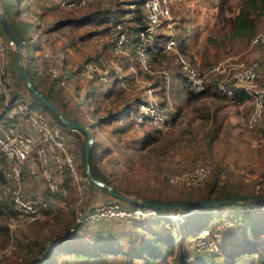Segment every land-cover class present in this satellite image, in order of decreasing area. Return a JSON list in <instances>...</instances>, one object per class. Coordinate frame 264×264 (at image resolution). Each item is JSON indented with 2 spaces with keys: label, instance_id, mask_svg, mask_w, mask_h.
Here are the masks:
<instances>
[{
  "label": "rangeland",
  "instance_id": "rangeland-1",
  "mask_svg": "<svg viewBox=\"0 0 264 264\" xmlns=\"http://www.w3.org/2000/svg\"><path fill=\"white\" fill-rule=\"evenodd\" d=\"M118 1L120 0H90L79 7L57 5L53 0L14 1L17 15L22 20L33 23L30 32L35 40V47L31 52L36 56L39 74L49 81L53 77L50 68L54 67L64 79V83L54 79L53 90L60 97L59 100L67 105L71 116H76L93 132L94 150L99 157L100 169L122 192L138 198L146 195L162 198L185 196L188 192H198L202 186L205 188L206 180L212 176H216L218 184L238 188L239 192L264 193V114L249 127L246 122L253 108L252 100L239 103L235 99L221 96L218 90L219 82L239 86L234 82L233 71L238 64L250 60L259 61L262 76L258 81L264 82V44H250V37L256 31L264 29V10L255 15L253 27L247 31L239 30L235 34L231 31L227 16H233L238 11L242 0H229L231 9H226L225 5L222 11L219 8L220 0H172V32L177 42L181 43L182 38L187 37V24L202 26L199 30V27L192 29L190 25L193 39L189 43H193V49L189 52L198 68L205 73L206 80L216 83L211 92L196 98L190 97L177 71L174 54L169 51L164 52L159 62L153 61L154 73L148 75L149 77H138L140 81L129 79V82H124V86L116 85V89L122 86V90L106 95L103 92L108 82L99 84L101 82L93 78L81 76L78 69L88 56L101 58L105 62L117 58L111 53L107 43L106 23L95 20L83 23L70 18L78 19L97 8L106 10L117 5L127 6L128 1ZM58 19L65 21L53 26V22ZM8 40L0 28V43L3 47L0 63L10 76L9 83L2 85L8 87L7 95L0 87V110L12 91L17 90L26 99L30 97L24 80L16 72L14 45H10ZM185 47H188L187 43ZM219 62L224 64V69L212 70V66ZM125 68L126 75L131 68L128 65ZM161 68H166L172 75L167 99L176 113L169 130L159 132L151 125H125V121L103 117L108 111L118 109L123 102L142 95L147 85H153ZM13 111V108H9L7 113L13 114ZM45 112L57 124L50 113ZM1 121L12 119L3 116ZM57 126L64 130L65 140L76 151L80 162L82 142H85L86 135L59 124ZM195 164H205L209 168L207 179L199 185L171 183L166 178L170 172L189 169ZM83 184L86 190L79 199L80 193L67 178L65 192L60 191L66 197L65 202H56L46 193L48 189L40 182L39 192L45 197L48 212L40 213L34 218L15 217L5 206L0 213V226L4 227L0 232V264H21L25 260L23 257L27 256L28 264H41L39 260L43 253L35 256L24 250L23 245L32 238L49 244L51 264H75L72 253L63 249L64 244L53 245V240L66 234L68 228L66 229L65 223L71 218L77 202L86 205L107 200L97 198L98 193L105 192L103 186L94 184L88 178ZM243 205H234L231 208L233 211L246 208L254 213L255 220L264 219V203L253 200ZM175 212L174 214H180L173 217L176 221L159 217V223L152 220L153 218L145 219L151 222H135L119 217L88 221L80 224L77 232L72 234L73 241L78 244H72L73 241L68 244L73 248L84 247L90 250H96L102 244L112 248L109 260L113 264H131L127 257L129 254L138 255H133V263L138 264L144 260L148 245H151L149 250L163 253L161 258L170 264H175L178 258L181 259H178L179 262L188 258L205 264H225L230 257L228 252L218 247L212 250L199 248L194 244L193 234L199 226H207L214 231L216 224L213 212L216 211L179 209ZM181 212L187 213L181 215ZM233 217L235 225L227 228V233H232L235 228L239 231L247 223L242 215L234 213ZM182 226H185L189 234L183 236L179 242L178 234ZM156 234L173 236L175 244L171 252H167L169 246L166 241L156 238ZM220 236L218 233V238ZM243 237L239 233H233V236L231 234L232 244L235 243V247L243 244ZM249 237L253 238L254 235L249 234ZM260 238L263 239L264 234ZM229 241L227 238L225 242ZM185 252H188L187 255ZM252 256L249 261L244 260L239 264H257L256 255Z\"/></svg>",
  "mask_w": 264,
  "mask_h": 264
},
{
  "label": "built area",
  "instance_id": "built-area-1",
  "mask_svg": "<svg viewBox=\"0 0 264 264\" xmlns=\"http://www.w3.org/2000/svg\"><path fill=\"white\" fill-rule=\"evenodd\" d=\"M69 7L85 5L89 0H56ZM140 1L144 22L140 27H133V9ZM172 0H129V9L118 20L107 24V40L111 53L117 57L111 62L101 58L84 61L79 74L88 78H95L109 82L112 78L123 79L126 68L120 63L123 56L128 57V67L133 69V61L148 72H153L149 61L147 47L152 42L154 34L163 28L167 33L165 48L172 50L175 63L187 87L193 92L205 88L206 76L190 59V57L177 46L172 32ZM8 43L12 45L9 39ZM251 45L264 44V29L256 31L250 40ZM3 56V47L0 43V62ZM224 64L217 63L212 70L221 71ZM53 76H59L56 68L51 67ZM161 80L168 84L171 73L166 68L160 69ZM262 76L261 65L258 60L240 63L233 71L234 82L246 90L253 103V108L247 117V125L253 126L264 114V82L258 81ZM136 81H140L135 76ZM10 76L7 69L0 63V87L7 95ZM64 83V79H60ZM222 96L231 98L234 88L223 82L218 83ZM154 92L152 84L147 85L137 103L136 123L148 122L160 132L169 130L175 110L171 103L165 102L162 95ZM14 119L5 124L0 123V199L7 198L15 217L34 218L41 213L40 204H46L40 194V182L49 191L60 192L65 190L66 179L72 183L80 193L85 192L83 184L85 175L79 166L76 151L71 148L65 138L63 129L57 126L41 110L28 106L25 97H18L13 102ZM209 168L205 164H195L189 169L170 172L166 178L171 183H187L199 185L207 178ZM34 192V193H33ZM37 192V194H36ZM155 213V210H148ZM143 209L140 205L125 206L118 198H108L104 201H95L81 205L79 202L73 208V220L77 223L97 220L105 217L126 218L139 217ZM170 216L172 214H169ZM173 217V216H171ZM225 223H231L226 220ZM74 225L69 226L72 230ZM216 233L209 227L201 228L195 236V244L209 250L216 248Z\"/></svg>",
  "mask_w": 264,
  "mask_h": 264
},
{
  "label": "trees",
  "instance_id": "trees-1",
  "mask_svg": "<svg viewBox=\"0 0 264 264\" xmlns=\"http://www.w3.org/2000/svg\"><path fill=\"white\" fill-rule=\"evenodd\" d=\"M14 1L15 0H0V9L5 13L12 32L15 34V36L23 44L22 58H23L25 67L27 69L28 75L31 79V82H32L33 86H35L40 91H42L47 97H49L53 102H55L64 112H66L69 116H71L70 110L68 109L67 105L64 102H61L59 100L60 97L53 90L54 89L53 84L55 82L54 79H56L57 82H59L61 79V77H60L61 75L53 76L52 79L47 81L46 79L44 80V78H43L44 75L39 74V70L37 69L38 65L36 63V56H35V54H33L31 52L33 50V48L35 47V44H34L35 40L32 39L31 32H30L31 25L33 23H31L29 20H25V19L22 20L17 15L18 10H16V8H14ZM53 1L57 5L60 4L56 0H53ZM120 1H128L129 2V0H120ZM120 1H118V3ZM219 3H220L219 4L220 11H222L224 9L225 5H226V9H229V10L232 7L229 0H220ZM223 4H224V6H223ZM51 7L52 6H50V7L48 6V8H51ZM128 9H129L128 6H118V5L115 6L113 9H106V10L101 9V8H97L95 10H92V11L80 16L78 19L77 18H70V20H79V21H83V23L95 20L96 22H99V23H106V28H107L108 22L120 19ZM263 10H264V0H242L240 5H239L238 11L233 16H227L229 21H230V28H231L232 33L238 34L239 30L247 31L248 28L253 27L254 23H255V15L259 14ZM98 12H101V13L97 14ZM253 12H254V14H252ZM132 18H133V23H132L133 27L142 26L144 19H143V11H142V6H141L140 1L136 2V6L133 9ZM63 20L65 21V19H58L57 21H54L52 25L58 26L57 24H60L61 22H63ZM0 28L2 30V33L6 37H8L6 35V33L4 32L1 25H0ZM47 29H49V27L46 28V30ZM167 35H168V33L163 28L158 29L154 34V38H153L152 42L147 47L149 61L152 64V66H153V61L159 62L162 59V55L164 54V52L172 51L171 49L167 50L165 48V40L167 38ZM251 37H250V40H251ZM182 41H184V39ZM182 41H181V43L177 42V46L181 50H183L190 57L191 61L195 64L194 57L190 54V52H189L190 50H188L187 47H185L186 43L184 42L185 43L184 44ZM107 43H108V40H107ZM172 53H173V51H172ZM88 59H93V58L88 56L86 60H88ZM14 61H15L16 72H17L18 76L23 80L21 73L17 67L15 57H14ZM122 65L124 67H127V65H128V57L127 56H123ZM80 66L78 67V69H80ZM78 69H77V71H78ZM177 69H178V66H177ZM177 71L179 73V76L181 78V81H182L185 89L188 92V95L192 98H196L198 96L208 94L209 92H211L212 86L214 87V84H216L213 80L206 81V85H205L204 89H202L198 92H193L192 90H190L187 87V85L185 83V79L182 77L181 72L179 70H177ZM152 73H154V71L153 72L145 71L144 69H142L139 66L138 62H136L134 60L133 61V69H131L130 72L124 76L123 79L112 78L108 82L109 84L103 93L106 95H111L115 91L119 92L120 90H122L123 87L121 86L119 89H116L115 88L116 85H118V84L123 85L125 81L129 82L128 81L129 79L130 80H136L135 76L139 77V78L149 77L148 75H151ZM93 79H95V78H93ZM95 80L101 82L99 84L105 83V82L97 80V79H95ZM171 81H172V75H171V79H170L169 83L164 84L161 80V75L159 73V76L157 75L156 79L153 82L154 92L155 93L161 92L160 94L162 95V99L165 102H168L167 91L171 86ZM229 86H232L234 88V94L230 99H235L239 103H243L246 100L247 101L250 100V98H251L250 94L246 90H244L241 86H233L231 84ZM92 92L95 93V90H93ZM29 95H30V97L26 99L28 106L33 107L35 109H39V110L43 111L46 115H47V113L45 111H48L50 113V115L53 117V119L56 121L57 124L67 128L65 126V124L60 120L58 115L51 108H49L47 105H45L44 103L39 101L32 94H29ZM20 96H21L20 92H18L17 90L11 92V94L7 98L6 102L3 104V109L0 110V123L5 124L7 122H10V121H1V118L3 116H7L8 119H14V115L8 114L7 110L9 108H11L15 99L20 97ZM140 96L141 95L135 96L134 100L123 102L122 105L118 109H116L114 111H111V110L108 111L103 117H105L106 119H110V120H117L119 122L125 121V123H126L125 125H130V124H135V125H139V126L151 125L146 121L141 122V123H136L135 116L137 114V103L140 99ZM175 113H176V110H175ZM174 117H175V114H174ZM174 117H173V120H174ZM73 118L78 123L83 124L81 121H79V119L76 116H73ZM50 120L53 121L52 119H50ZM151 126H153V125H151ZM155 130L159 131L156 128H155ZM94 143H95V141L93 139V142L91 144L90 151H89V165H90V170H91L92 174L95 177L112 184L118 191L122 192V190H120V188L115 183L111 182L109 177L100 169V167L98 165L99 157L97 156L96 151L94 150ZM79 166L85 175V179H87L86 174H85V169H84L85 168L84 167V141L82 142V150L80 153ZM181 184H187V183H181ZM187 185H190V184H187ZM205 185H206V187L204 188L202 186V188L200 190H198V192H197V190H196V192H188V193H186L185 196H179V197L169 196L167 198H162V197H158V196L146 195V196H142L140 198L153 197V198H160V199L188 200V199H193V198L216 197V196H221V195L228 194V193H240L238 188H236V189L230 188V187L226 186V184H223V183L218 184L217 180H216V176H212L209 180H206ZM63 192H65V191H63ZM105 192L110 195V193L108 192L107 189H105ZM46 193L52 198V200H54L56 202H60V201L65 202L66 197L61 195L60 192H52V191L48 190ZM128 195H130V194H128ZM138 196H140V195H138ZM134 197L138 198L136 196H134ZM43 198L45 199L44 196H43ZM119 200L127 207L132 208V207L137 206V204H135L133 202L125 201L122 199H119ZM249 201H253V200H238V201H234L231 203H221V204H216V205H212V206L193 207V208L185 209V211L186 210L205 211L207 209H211V210L216 211V212H213L215 215L214 216L215 217L214 218V224H216V228L214 229V231L216 233V235H215L216 236V248L218 247L220 250H222L224 252H228V255L230 256L227 259V261L225 262V264H239V262H243L244 260L249 261L250 259H252V257H253L252 255H254V254L256 255L257 264H264V238L263 239L260 238L261 235L264 234V228L261 229L262 224H264V219L258 218V220H255L254 219V213L249 211L246 208H239V209H241V211L240 210L239 211H233L234 209L231 208V207H235L234 205L244 206L243 204H245V203L248 204ZM260 202L264 203V201H260ZM5 206L8 207L9 210H11V212L13 214V210L11 208L10 201L7 198L0 199V213H2L4 211ZM141 208L143 209V212H144L142 215H140L139 217L129 216V217H126V219L133 220L135 222H138V221H142V222L149 221V222H151V220H145V219L153 218L152 220H155L156 223H159V217H166V218L173 221L174 220L173 217H171L169 214H174V213H176L175 211L179 210V208H155V207H151V206H141ZM151 209L155 210V213L148 212V210H151ZM40 211H41V214L48 212L46 205L40 204ZM181 213H183L181 215H184L187 212H181ZM234 213L238 214V215H242L245 219H247L246 220L247 223L246 224L244 223L245 226L241 225L242 227L240 226L241 229L239 231H238V228H235V231H233L232 233L231 232L227 233L226 229L229 228L230 226L233 227V225H235V218L233 217ZM226 220H230L231 223H225ZM174 221H176V219ZM80 224H82V223L75 222L73 220V215H71V218L68 221H66L65 227L67 229V228H69V226L74 225V228L72 230H69V229L66 230L65 235L58 236L57 238H55L53 240V242L55 241V243L53 245H55L57 243H61V245L64 244L63 249H68L67 251L72 253V257L75 260V264H113L109 260L112 248H107V247L103 246V244L100 247H97L98 249H96V250H90V249L84 248V247L73 248L72 246H69L68 242L74 240L72 234L77 232V228ZM83 224H85V222H83ZM221 225H223V228L221 227ZM2 226L3 225L0 226V232L4 228ZM203 227H205V226H199L198 230L196 232H194V234H193L194 238H195L197 232ZM222 229H224V230H222ZM157 230L160 231L159 229H157ZM187 233L189 234V232H187L185 230V226H182V228L180 229V232L178 234V241L180 242L182 240L183 236H185ZM218 233L221 235L219 238H218ZM233 233L234 234L239 233V234L243 235L245 237V238L243 237L244 243L238 245V247H235V243L232 244V242H231L232 241L231 240V234L233 236ZM159 234H161V233H159ZM159 234H156V235L158 236ZM249 234H253L254 237L250 238ZM190 235H191V233H190ZM157 236H156V238L161 239L163 241H166V244L169 246L167 252H171V250L173 249V245L175 244V241L173 240V236H171V234L166 235V236L165 235H159L158 237ZM156 238H153V239H156ZM227 238L230 239L229 242H225L227 240ZM219 239H220V241L221 240H223V241L220 242ZM72 244H78V243H77V241H73ZM194 244H195V242H194ZM23 246H24V250L26 251V253L29 252L30 255L35 254V256H36L39 253H43V256H42V258H40L41 260H39L40 261L39 263H41V264H51L52 263V261H51V249H50V246L48 243H43V241L38 240V238L37 239L32 238L30 241L26 242ZM150 246L151 245H148L146 247V249H148L145 252L146 256L143 257L144 260L139 262L138 264H170V263L165 262V260H163L161 258L163 253H159V252H155L153 250H149ZM199 248H201V247H199ZM187 253L188 252H185L186 255H187ZM185 254H183V255H185ZM133 255L134 254L127 255V257L130 259L131 264H134L133 263V259H134ZM136 256H138V255H136ZM27 257H23V259H25V260L22 261L21 264H28V260H27L28 258ZM178 259H177V262L175 264H205L203 262H198V261L194 262L192 260H188V258H185V260H183V262H181V261L179 262V260H181V259H179V260Z\"/></svg>",
  "mask_w": 264,
  "mask_h": 264
},
{
  "label": "water",
  "instance_id": "water-1",
  "mask_svg": "<svg viewBox=\"0 0 264 264\" xmlns=\"http://www.w3.org/2000/svg\"><path fill=\"white\" fill-rule=\"evenodd\" d=\"M0 25L2 26L4 32L6 33V35L9 37V39L12 41L14 45V55L16 59V64L29 93L32 94L35 98H37L39 101L47 105L49 108H51L58 115L60 120L65 124V126L68 129L81 131L86 134V139L84 142V167H85L84 169H85L86 177L95 184L103 186L105 189L108 190L110 195L118 199L133 202L140 206H151L155 208H179V209L212 206L221 203H231L238 200L264 201V193L256 192V191L228 193L216 197L193 198L188 200L160 199L153 197L135 198L132 195H128L124 192L118 191L112 184L95 177L92 174L89 165V151L94 139L93 132L86 125L78 123L73 117L69 116L66 112H64L55 102H53L49 97H47L42 91H40L38 88L33 86L22 58L23 44L12 32L8 19L5 13L1 9H0Z\"/></svg>",
  "mask_w": 264,
  "mask_h": 264
},
{
  "label": "crops",
  "instance_id": "crops-1",
  "mask_svg": "<svg viewBox=\"0 0 264 264\" xmlns=\"http://www.w3.org/2000/svg\"><path fill=\"white\" fill-rule=\"evenodd\" d=\"M190 25H192V24H187V31H186V35H187V37H185V38H183L184 39V41H185V43H187V45H188V47H187V49L188 50H190V49H193L192 47H193V43H189V42H191L192 41V39H193V34L191 35V33H193V32H191V29H190ZM197 26H194V25H192V29H193V27H199V30H201V28H202V26L201 25H199V24H196ZM197 29V28H196ZM195 32H196V30H195ZM201 35H202V33H201ZM12 47V46H11ZM110 195L109 194H107L106 192H101V193H98V195H97V198H99V200H103V199H108V198H110L109 197Z\"/></svg>",
  "mask_w": 264,
  "mask_h": 264
},
{
  "label": "bare ground",
  "instance_id": "bare-ground-1",
  "mask_svg": "<svg viewBox=\"0 0 264 264\" xmlns=\"http://www.w3.org/2000/svg\"><path fill=\"white\" fill-rule=\"evenodd\" d=\"M171 216L175 217V216H180V214H172ZM181 218V217H180ZM175 220V219H174Z\"/></svg>",
  "mask_w": 264,
  "mask_h": 264
}]
</instances>
